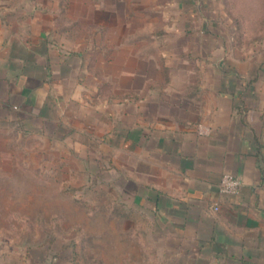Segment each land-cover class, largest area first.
Masks as SVG:
<instances>
[{"label": "crops", "instance_id": "crops-1", "mask_svg": "<svg viewBox=\"0 0 264 264\" xmlns=\"http://www.w3.org/2000/svg\"><path fill=\"white\" fill-rule=\"evenodd\" d=\"M53 9H43L42 0H0V140L10 130L42 132L47 125L54 134L75 100H82L83 120L105 114L88 105L87 91L78 93L83 87L99 99L109 93L114 109L122 107L114 146L146 163L145 173L131 166L133 196L177 242L169 253L173 264H264V76L237 75L227 61L220 77L210 79L217 90H203L200 78L186 79L182 88L170 57L155 47L119 45L127 54L108 60L100 51L90 58L75 53L73 42L61 38ZM152 62L157 78L147 70ZM105 65L119 80H106ZM225 173L241 178L239 194L220 192Z\"/></svg>", "mask_w": 264, "mask_h": 264}, {"label": "rangeland", "instance_id": "rangeland-1", "mask_svg": "<svg viewBox=\"0 0 264 264\" xmlns=\"http://www.w3.org/2000/svg\"><path fill=\"white\" fill-rule=\"evenodd\" d=\"M42 2L47 11L56 8L61 38L89 58L96 51L105 60L127 54L119 45L155 47L170 57L177 86L200 78L206 92L217 90L210 79L220 77L222 62L232 61L241 75L259 70L264 76L258 67L264 63V0ZM146 66L159 77L154 62ZM104 75L119 80L112 66H104ZM260 87L264 91V83ZM88 89L78 96L87 91L88 105L105 114L83 120L82 100H75L57 133L48 125L42 132L21 128L0 140V264L177 263L169 254L177 242L133 196L131 166L145 173L146 163H137L130 148L114 146L122 107L114 109L109 93L99 99Z\"/></svg>", "mask_w": 264, "mask_h": 264}, {"label": "built area", "instance_id": "built-area-1", "mask_svg": "<svg viewBox=\"0 0 264 264\" xmlns=\"http://www.w3.org/2000/svg\"><path fill=\"white\" fill-rule=\"evenodd\" d=\"M201 133H206L207 129L205 130L203 127H200ZM242 187V180L239 176L232 174V173H225L222 176L219 189L222 194L225 195H237L239 194ZM220 208L219 203L214 204V209L218 210Z\"/></svg>", "mask_w": 264, "mask_h": 264}, {"label": "trees", "instance_id": "trees-1", "mask_svg": "<svg viewBox=\"0 0 264 264\" xmlns=\"http://www.w3.org/2000/svg\"><path fill=\"white\" fill-rule=\"evenodd\" d=\"M258 67H260L261 69H262V68L264 69V63H261ZM258 67H257V68H258ZM231 70H232V69H231L230 67H225V68H224V71H225L227 74H230ZM231 74H232V73H231ZM252 74H254V75H256V76L261 75L260 72H259V70H253V73H252ZM237 75H239V73H237ZM233 86H237V85H236L235 83H233ZM243 86L245 87L246 84L243 85ZM49 129L51 130L50 127H49ZM53 133L55 134V133H57V131H54ZM141 194H142L143 196L145 195L144 192H142V191H141ZM144 198H145V197H144ZM140 205H141L142 208L145 207V203H144V202L141 203Z\"/></svg>", "mask_w": 264, "mask_h": 264}]
</instances>
